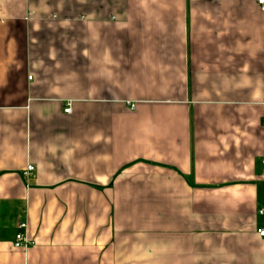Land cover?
Masks as SVG:
<instances>
[{
    "label": "crops",
    "instance_id": "crops-1",
    "mask_svg": "<svg viewBox=\"0 0 264 264\" xmlns=\"http://www.w3.org/2000/svg\"><path fill=\"white\" fill-rule=\"evenodd\" d=\"M263 210L256 0H0V264H264Z\"/></svg>",
    "mask_w": 264,
    "mask_h": 264
},
{
    "label": "built area",
    "instance_id": "built-area-1",
    "mask_svg": "<svg viewBox=\"0 0 264 264\" xmlns=\"http://www.w3.org/2000/svg\"><path fill=\"white\" fill-rule=\"evenodd\" d=\"M258 5L261 7V9L264 11V0H256ZM72 104L69 103L66 106L65 109V113L66 114H71L72 113ZM134 108V106H133ZM36 173V167L34 165H29L24 173L25 178L27 179H31L32 177H34ZM261 216H264V210L260 212ZM27 223L25 222H21L18 224V234L16 235V239L14 242V247L16 249H25L27 250L28 248H30L31 246H33L35 243L33 241H31V239L28 236L27 233ZM259 237H261L262 239H264V229H258L257 231Z\"/></svg>",
    "mask_w": 264,
    "mask_h": 264
}]
</instances>
